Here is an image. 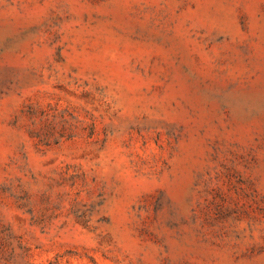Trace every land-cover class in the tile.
I'll use <instances>...</instances> for the list:
<instances>
[{
	"label": "rangeland",
	"instance_id": "obj_1",
	"mask_svg": "<svg viewBox=\"0 0 264 264\" xmlns=\"http://www.w3.org/2000/svg\"><path fill=\"white\" fill-rule=\"evenodd\" d=\"M0 264H264V0H0Z\"/></svg>",
	"mask_w": 264,
	"mask_h": 264
}]
</instances>
